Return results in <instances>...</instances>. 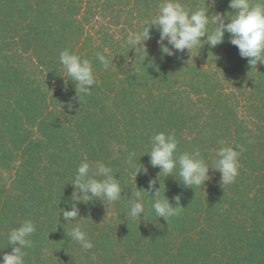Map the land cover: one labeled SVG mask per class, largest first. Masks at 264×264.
<instances>
[{"label":"trees","instance_id":"trees-1","mask_svg":"<svg viewBox=\"0 0 264 264\" xmlns=\"http://www.w3.org/2000/svg\"><path fill=\"white\" fill-rule=\"evenodd\" d=\"M160 2L0 0V258L12 251L9 232L30 219L26 264H264V64L251 68L229 34L192 56H163L155 26L147 56L137 58L125 41ZM181 3L234 13L230 0ZM64 49L93 65L96 86L80 100L59 62ZM97 53L109 59L107 71ZM160 132L175 134L177 154L199 150L210 165L220 141L243 146L239 175L222 186L210 169L194 189L178 175L158 179L146 154ZM85 159L111 167L123 189L117 202H76L88 251L67 237L76 225L61 212L71 210ZM140 164L148 174L136 177ZM151 179L174 207L181 196L183 208L166 221L151 207L154 191L143 192L147 216L127 218L132 189L147 190Z\"/></svg>","mask_w":264,"mask_h":264},{"label":"clouds","instance_id":"clouds-1","mask_svg":"<svg viewBox=\"0 0 264 264\" xmlns=\"http://www.w3.org/2000/svg\"><path fill=\"white\" fill-rule=\"evenodd\" d=\"M229 7L234 10L230 18L229 13L226 16L223 14L210 16L209 10L204 6L190 10L181 3V0H161L157 15L150 23L143 25L140 31L129 34L125 44L131 50H135L137 58L147 56L145 42L151 39V30L155 26L160 34L157 43L163 56H174L177 52L184 53L185 50L192 56L195 48L204 45L215 48L224 43L225 35L229 34L228 42L238 48L241 58L247 59L251 68L264 64V0H230ZM210 25L212 27H209ZM204 37L207 38L203 39ZM96 58L107 71L110 66L109 59L102 53H97ZM59 62L70 78L67 82H74L79 100L81 93L87 95L92 92L91 87L96 86L97 81L90 60L81 58L70 49H64L60 51ZM220 144L221 147L216 151V159L210 165L199 150L177 154L179 141L175 134L160 132L151 137V150L146 155L150 157V165L160 169L158 179L161 174L175 178L178 175L177 181L182 186L194 189L204 186L210 180L209 172L212 169L221 173V184L225 186L233 183L239 175V158L245 149L241 145L235 148L225 146L224 141H220ZM135 155V152L129 154V162ZM141 171L145 175L148 174V168L142 165L137 169L136 177ZM71 184L76 189L72 197L71 210L61 209V212L67 224L76 226L66 234L83 250L88 251L94 244L78 223L85 219L80 217L76 202L89 203L94 199L117 202L122 199L123 189L120 181L113 175L111 167L103 162H95L93 167L86 159L78 166ZM156 185L157 179H151L147 190L132 189L129 210L126 212L127 218L130 216L141 219L142 213L144 218L147 216L141 193L150 194L153 191L154 195L150 194L151 207L157 217L168 221V218L179 214L183 208L179 206L181 196L174 197L176 203L174 207L166 193L161 196V183L159 188ZM73 220L76 222L73 223ZM35 231L36 226L30 219L12 229L8 234V243L12 246V251L0 258V264H26L25 249L32 246L31 237Z\"/></svg>","mask_w":264,"mask_h":264}]
</instances>
